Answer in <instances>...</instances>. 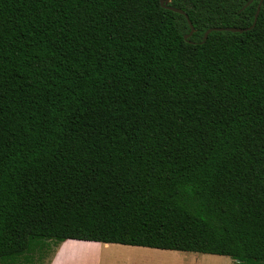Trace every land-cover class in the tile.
Here are the masks:
<instances>
[{"label": "trees", "instance_id": "obj_1", "mask_svg": "<svg viewBox=\"0 0 264 264\" xmlns=\"http://www.w3.org/2000/svg\"><path fill=\"white\" fill-rule=\"evenodd\" d=\"M0 0V264L67 240L264 264V0ZM245 32L213 27H249ZM185 36H187L185 38Z\"/></svg>", "mask_w": 264, "mask_h": 264}, {"label": "rangeland", "instance_id": "obj_2", "mask_svg": "<svg viewBox=\"0 0 264 264\" xmlns=\"http://www.w3.org/2000/svg\"><path fill=\"white\" fill-rule=\"evenodd\" d=\"M38 264H235L229 256L67 240Z\"/></svg>", "mask_w": 264, "mask_h": 264}, {"label": "water", "instance_id": "obj_3", "mask_svg": "<svg viewBox=\"0 0 264 264\" xmlns=\"http://www.w3.org/2000/svg\"><path fill=\"white\" fill-rule=\"evenodd\" d=\"M169 1L170 0H160V4L164 8L170 9V10H172L174 12H177V13H180V14L184 15V17L188 21V24H189V27H190V31H191L190 33H192L194 31L193 25L189 21L187 14L182 9L175 8V7H171V6H167V3ZM251 2H252V0L247 1V3L243 6L242 9H244L245 7H247ZM259 8H260V3L257 5L256 13L254 15V20H253L252 24L249 27H246V28H239V27H213V28H209L204 33V40L207 38L208 34L210 32H212V31H230V32L242 33V32H245V31H248V30L252 29L255 26V23H256V20H257V17H258V13H259ZM186 37L187 36H185V38Z\"/></svg>", "mask_w": 264, "mask_h": 264}, {"label": "crops", "instance_id": "obj_4", "mask_svg": "<svg viewBox=\"0 0 264 264\" xmlns=\"http://www.w3.org/2000/svg\"><path fill=\"white\" fill-rule=\"evenodd\" d=\"M97 243H100V242H97ZM100 244H105V243H100ZM109 245H114V244H109ZM105 246H106V244H105ZM162 250V249H161ZM176 251V250H175Z\"/></svg>", "mask_w": 264, "mask_h": 264}, {"label": "snow or ice", "instance_id": "obj_5", "mask_svg": "<svg viewBox=\"0 0 264 264\" xmlns=\"http://www.w3.org/2000/svg\"><path fill=\"white\" fill-rule=\"evenodd\" d=\"M179 251H180V252H183L184 250H183V249H180Z\"/></svg>", "mask_w": 264, "mask_h": 264}]
</instances>
